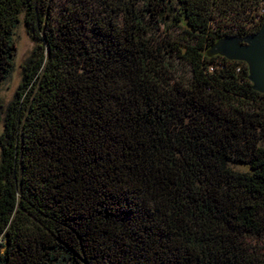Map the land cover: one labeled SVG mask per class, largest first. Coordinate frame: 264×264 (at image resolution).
<instances>
[{"label": "trees", "instance_id": "obj_1", "mask_svg": "<svg viewBox=\"0 0 264 264\" xmlns=\"http://www.w3.org/2000/svg\"><path fill=\"white\" fill-rule=\"evenodd\" d=\"M46 1L0 0V85L22 15L40 44L0 116V264H264V94L209 55L264 0Z\"/></svg>", "mask_w": 264, "mask_h": 264}, {"label": "rangeland", "instance_id": "obj_2", "mask_svg": "<svg viewBox=\"0 0 264 264\" xmlns=\"http://www.w3.org/2000/svg\"><path fill=\"white\" fill-rule=\"evenodd\" d=\"M78 0H49L45 4L52 6V18L53 21H60L63 19V15H67V9H74L77 6ZM21 22L17 27L14 36V42L16 44V56L13 60V67L8 79L0 85V116L4 108L12 101L20 83L22 80V67L25 62L31 57L36 48H39L40 44L35 43L29 36L27 28L24 24L23 15L20 18ZM2 129L0 128V134ZM113 254L110 245L105 244L101 246V255L107 257Z\"/></svg>", "mask_w": 264, "mask_h": 264}, {"label": "water", "instance_id": "obj_3", "mask_svg": "<svg viewBox=\"0 0 264 264\" xmlns=\"http://www.w3.org/2000/svg\"><path fill=\"white\" fill-rule=\"evenodd\" d=\"M230 61L245 63L249 68V81L253 89L264 94V23L257 34L246 38L225 37L209 52Z\"/></svg>", "mask_w": 264, "mask_h": 264}]
</instances>
